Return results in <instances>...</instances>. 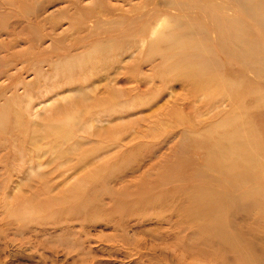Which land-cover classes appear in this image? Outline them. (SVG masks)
Returning <instances> with one entry per match:
<instances>
[{"label":"rangeland","instance_id":"1","mask_svg":"<svg viewBox=\"0 0 264 264\" xmlns=\"http://www.w3.org/2000/svg\"><path fill=\"white\" fill-rule=\"evenodd\" d=\"M245 11L0 0V264H246L218 231L264 261V27ZM225 131L249 135L248 174L209 160Z\"/></svg>","mask_w":264,"mask_h":264},{"label":"bare ground","instance_id":"2","mask_svg":"<svg viewBox=\"0 0 264 264\" xmlns=\"http://www.w3.org/2000/svg\"><path fill=\"white\" fill-rule=\"evenodd\" d=\"M242 6L245 8L246 13H250L256 21L260 23L262 27H264V8L261 7L259 4V0H240ZM166 40V37L163 38V36L160 34L156 36V38L149 44V47H159V44L163 41ZM169 40L173 46V48H177V51H184L187 48H194L191 47L189 43L182 41L181 38L178 36H175L173 34L172 37H169ZM207 88L213 85L211 89L215 90H220L221 85L218 83H212L211 80L206 81ZM0 115V117H4L6 114V111H3ZM72 118H68L67 121H71ZM233 120V119H229ZM74 121V120H72ZM232 121H229V123ZM61 130H67V127L64 126H57L54 127L52 133L55 135H58L61 137L62 135L60 134ZM54 131H57L54 132ZM59 132V133H58ZM210 131V137L215 136V132ZM226 133L221 134L220 137L224 139L220 140V142H216L213 146L211 152L208 154L209 160H218V157H221L222 155H226L225 158L228 159V161L232 162V166H235L236 169L238 170L239 164L237 162L241 163V166L243 168V174H248L251 166L253 164V159L251 158L250 151H249V146H250V138L248 134H234L229 131H225ZM217 135V134H216ZM211 154L215 156L214 159H211ZM243 163V164H242ZM214 236H217L216 240H218V244L222 246V250H227L231 253L234 254H239L246 262V264H264V261H260L256 259V256L252 255V252L250 254V248L247 246L242 245L236 238L232 237L230 234L223 232V231H218L217 234H214ZM232 238H230V237Z\"/></svg>","mask_w":264,"mask_h":264}]
</instances>
